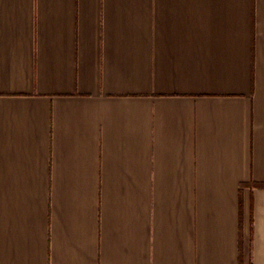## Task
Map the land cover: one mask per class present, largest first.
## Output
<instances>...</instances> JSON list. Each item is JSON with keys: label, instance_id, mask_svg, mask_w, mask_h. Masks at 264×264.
<instances>
[{"label": "crops", "instance_id": "crops-1", "mask_svg": "<svg viewBox=\"0 0 264 264\" xmlns=\"http://www.w3.org/2000/svg\"><path fill=\"white\" fill-rule=\"evenodd\" d=\"M0 264H264V0H0Z\"/></svg>", "mask_w": 264, "mask_h": 264}]
</instances>
